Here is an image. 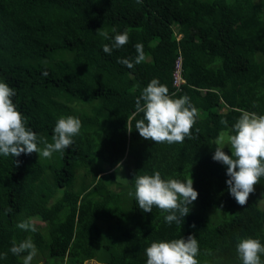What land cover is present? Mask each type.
<instances>
[{
  "label": "trees",
  "instance_id": "trees-1",
  "mask_svg": "<svg viewBox=\"0 0 264 264\" xmlns=\"http://www.w3.org/2000/svg\"><path fill=\"white\" fill-rule=\"evenodd\" d=\"M98 29L127 31L129 41L106 54L111 41ZM137 43L146 60L132 69L117 63L134 60ZM153 78L198 110L192 139L154 144L135 128L127 132L135 99ZM0 82L16 90L13 102L41 150L57 119L82 122L71 147L51 158L0 155V252L7 253L0 264H23L27 253L8 250L28 237L45 264H146L152 242L189 235L198 240L200 264H240V239L264 244V177L242 207L228 193L226 166L212 159L239 110L264 115V0H0ZM154 171L192 179L198 198L182 225L166 224L156 207L143 212L128 195L135 175ZM25 220L35 233L16 227Z\"/></svg>",
  "mask_w": 264,
  "mask_h": 264
},
{
  "label": "clouds",
  "instance_id": "clouds-1",
  "mask_svg": "<svg viewBox=\"0 0 264 264\" xmlns=\"http://www.w3.org/2000/svg\"><path fill=\"white\" fill-rule=\"evenodd\" d=\"M142 0H137V3ZM98 34L111 44H104L103 51L111 55L113 49H120L129 41L127 31L110 36L108 31L97 30ZM116 33V29H112ZM137 55L134 60L118 59L117 63L132 69L146 60L143 45H134ZM47 76L45 71L42 73ZM16 90L7 83L0 82V155L19 157L21 154H39L43 158H51L55 152H63L74 143L73 137L79 135L82 122L79 118L68 116L57 119L53 129L52 142L40 138L44 144L41 150L37 134L26 127L23 115L17 110L13 97ZM240 115L231 126L229 133L222 132L215 141V151L212 159L226 166L228 193L240 206H245L250 194L255 191V185L264 177V115L255 112L239 110ZM198 110L191 104L188 96L173 98L166 85L153 78L135 99V111L127 118L128 133L133 128L140 137L154 144L183 143L192 139V128L196 122ZM140 117V118H138ZM133 121H135L133 127ZM227 125L226 120L221 121ZM228 146L231 155L225 154L223 148ZM18 163V162H17ZM120 165L118 164L117 167ZM99 178V177H97ZM129 196L135 198L140 210L152 212L156 207L164 215L166 224L173 222L182 225L183 218L189 214V205L198 198V192L193 188L189 177L180 179H163L159 171L151 175H135L134 191ZM12 211L6 209L7 213ZM17 228L36 232V227L30 221H21ZM13 255L27 253L23 264H31L37 254V249L31 237L17 243L12 241L8 250ZM146 264H200L197 256L200 254L199 243L189 235L187 239L178 238L168 241L152 242L145 250ZM211 255V250H205ZM236 254L240 264H264V244L259 239L243 238L236 244ZM7 253L0 252V259H6Z\"/></svg>",
  "mask_w": 264,
  "mask_h": 264
},
{
  "label": "rangeland",
  "instance_id": "rangeland-1",
  "mask_svg": "<svg viewBox=\"0 0 264 264\" xmlns=\"http://www.w3.org/2000/svg\"><path fill=\"white\" fill-rule=\"evenodd\" d=\"M257 1H262V0H257ZM178 38L180 37V35H178L177 36ZM177 63H178V61H177ZM222 132H224V133H229L227 130H224V131H222ZM221 132V133H222ZM220 133V134H221ZM224 148H226V149H229V147L226 145ZM230 150V149H229ZM124 174V167L123 166H119L118 167V169L116 170V177H117V179H119L120 177H121V175H123ZM80 178H78L77 180H76V185H78L79 183H80ZM209 211V210H208ZM31 220L34 222V223H36V224H38V225H40L41 227H44V222L41 220V218L40 217H33V218H31ZM42 233H43V235L45 236V239H47L48 238V234H47V231L45 230V229H43L42 230ZM46 254H47V252H46ZM36 258H38V261H41V262H39L38 264H43L44 263V260H43V255L41 254V253H39L38 251H37V254H36V256H35ZM48 264H54V259H50V261H49V263ZM83 264H101L100 262H97V261H95V260H90V261H86L85 263H83ZM103 264V263H102Z\"/></svg>",
  "mask_w": 264,
  "mask_h": 264
},
{
  "label": "built area",
  "instance_id": "built-area-1",
  "mask_svg": "<svg viewBox=\"0 0 264 264\" xmlns=\"http://www.w3.org/2000/svg\"><path fill=\"white\" fill-rule=\"evenodd\" d=\"M181 66H182V60L181 57H178L175 62V70L173 73V84L176 86V90H180L182 83L184 82V79L181 75V71H182Z\"/></svg>",
  "mask_w": 264,
  "mask_h": 264
},
{
  "label": "crops",
  "instance_id": "crops-1",
  "mask_svg": "<svg viewBox=\"0 0 264 264\" xmlns=\"http://www.w3.org/2000/svg\"><path fill=\"white\" fill-rule=\"evenodd\" d=\"M87 261H90V260H87ZM85 262H86V261H85ZM85 262H84V263H85Z\"/></svg>",
  "mask_w": 264,
  "mask_h": 264
},
{
  "label": "water",
  "instance_id": "water-1",
  "mask_svg": "<svg viewBox=\"0 0 264 264\" xmlns=\"http://www.w3.org/2000/svg\"><path fill=\"white\" fill-rule=\"evenodd\" d=\"M43 264H45V263H43Z\"/></svg>",
  "mask_w": 264,
  "mask_h": 264
}]
</instances>
